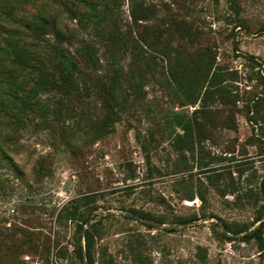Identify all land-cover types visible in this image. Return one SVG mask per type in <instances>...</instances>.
Returning <instances> with one entry per match:
<instances>
[{
    "label": "rangeland",
    "instance_id": "374dc122",
    "mask_svg": "<svg viewBox=\"0 0 264 264\" xmlns=\"http://www.w3.org/2000/svg\"><path fill=\"white\" fill-rule=\"evenodd\" d=\"M69 1L72 9H85ZM12 2L18 12L57 14L63 44L73 33L94 45L97 64L82 67L87 91L38 95L49 109L63 100L68 113L63 107L60 116L16 117L9 92L18 87L20 96L30 81L1 50L0 38V98L8 107L0 106V264H87L82 231V259L76 255L80 217L63 211L84 196L83 229L89 222L95 229L94 264H264V0H107L110 15L86 29L59 0ZM135 3L145 14L136 20L130 16ZM105 25L138 40L135 65L128 50L110 52L101 42L105 33L99 38L98 28ZM45 32L21 36L50 51L55 35ZM142 35L153 45L140 41ZM166 41L167 56L159 49ZM203 50L228 98L225 105L209 104L206 138L190 150L184 131L199 102L186 101L167 66ZM116 70L121 89L115 95L130 100L124 111L109 92ZM252 100L259 101L257 113ZM109 102L117 112L112 128L89 134ZM227 117L231 127L224 126ZM189 215L196 219L177 221ZM223 224L235 231H225L231 239L221 236Z\"/></svg>",
    "mask_w": 264,
    "mask_h": 264
},
{
    "label": "trees",
    "instance_id": "16d2710c",
    "mask_svg": "<svg viewBox=\"0 0 264 264\" xmlns=\"http://www.w3.org/2000/svg\"><path fill=\"white\" fill-rule=\"evenodd\" d=\"M0 13H3L7 20L0 23V27L4 32L0 37L4 44L5 50L11 56V61L17 65H22L27 72V80L30 81L29 87L21 86V95L17 96L16 89L14 88L9 92L10 104L9 108L16 112L18 111L16 117L25 113L36 114L47 113L60 116L63 114L62 108L64 107V101L59 100V104L55 105L53 108L49 109L47 102H42L38 95L43 93L52 94L53 91H57L66 96L75 95L78 90L84 88L85 91L88 90L86 81L83 79V70L82 67L85 64L95 66L97 64V52L94 45L90 43H82L77 36L73 33H68L67 43L63 44L62 39L65 35V30L59 25L57 14L53 16H47L45 13L40 11H35L32 13H23L18 12L10 6L12 0H0ZM107 0H76L77 3H80L85 7L84 10L72 9V6L76 7V4L69 0H59V3L62 8H64L68 13H71L73 17H77L79 23L83 28H90V24L94 21L104 20L111 13L110 6L106 3ZM102 2V7L98 8L97 4ZM140 2V1H139ZM142 3V2H141ZM72 5V6H71ZM4 8V9H3ZM130 16L132 19H140L145 16L144 12L137 8L136 3L131 5ZM1 19V18H0ZM136 22V21H135ZM27 31V35L34 36L35 38L46 33V30L52 31L55 35L56 42L51 43L50 51H39L34 46L32 42H26L23 40L22 33ZM99 38L100 35L105 33V36L101 38V42L105 46H108L110 52H114L115 49L123 50L130 52L132 54V65L136 64V58L140 56V45L138 40H130V37L125 33L117 34L114 28L105 27L98 28ZM181 30V29H180ZM74 38V41L71 39ZM138 39L147 45H153L151 40L146 36L142 35V38ZM139 47V50L137 49ZM162 53L167 56L171 52V45L166 41L159 48ZM11 54V55H10ZM174 54H179L175 51ZM179 65H171L168 63L167 72L171 81L178 86V89L183 93L186 98V101L189 104H195L199 102L198 107L195 108L192 113V117L187 120L188 125L185 130V138L190 140L189 144L186 146L190 150L193 149L195 142L197 141L200 144V141L203 138H206L203 135L204 126L206 123V117L213 113L214 111L210 109L209 104L215 100L219 101L221 104H226L228 93L225 86L220 81V72L216 66H214L213 57L209 54L208 51L203 50L195 57L191 59H182L179 56ZM118 71L112 75L110 79V88L111 99L113 104L119 108L121 111L126 109V106L129 103L128 95L123 94L122 97L117 99L115 95V88L121 89V84L118 81ZM133 73L130 72L126 80L132 78ZM135 83L132 84V87H135ZM255 100V99H254ZM252 100V101H254ZM259 100V99H257ZM254 101L252 105L254 111L257 113V105L259 101ZM106 103V102H105ZM111 103L105 104L107 108V113L102 116L99 120L92 121V125L89 126L88 133L93 136H101L103 133H107L109 126H113V122L116 120L113 119V115H116L117 112L113 111V107L109 108ZM0 106L2 109H8L7 105L0 98ZM67 113V109L63 108ZM195 114L199 115L198 120L195 117ZM233 122V123H232ZM224 126L231 127L234 125L232 118L227 117L224 122ZM192 128V129H191ZM190 130V131H189ZM198 135V138L194 137ZM195 141V142H194ZM89 196L79 197L70 201V208H64V212L68 213L71 217L74 215L80 217V221L77 225V253L76 255L82 259V247L79 244L81 231L83 232L84 238V253L87 264H94L93 261V239H94V223L89 222L87 228L83 229V224L86 222L88 216H81L86 209V203ZM203 198V197H202ZM81 204V206H79ZM83 207V210H81ZM60 211L58 216L60 215ZM196 219V216H186L181 217L178 222H188ZM224 228H221V236L226 239H231L232 237L228 236L225 231L235 232L227 224H223ZM224 229V230H223ZM259 227H256L253 230V233Z\"/></svg>",
    "mask_w": 264,
    "mask_h": 264
}]
</instances>
